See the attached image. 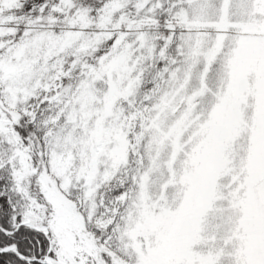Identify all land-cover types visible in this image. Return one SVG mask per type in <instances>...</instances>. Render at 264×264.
Instances as JSON below:
<instances>
[{"label": "snow or ice", "instance_id": "1", "mask_svg": "<svg viewBox=\"0 0 264 264\" xmlns=\"http://www.w3.org/2000/svg\"><path fill=\"white\" fill-rule=\"evenodd\" d=\"M0 264H264V0H0Z\"/></svg>", "mask_w": 264, "mask_h": 264}]
</instances>
